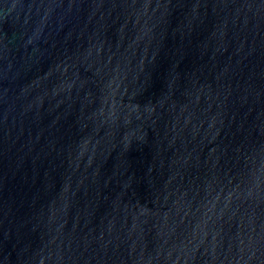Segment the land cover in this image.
Masks as SVG:
<instances>
[{
	"label": "water",
	"instance_id": "water-1",
	"mask_svg": "<svg viewBox=\"0 0 264 264\" xmlns=\"http://www.w3.org/2000/svg\"><path fill=\"white\" fill-rule=\"evenodd\" d=\"M0 264H264V0H0Z\"/></svg>",
	"mask_w": 264,
	"mask_h": 264
}]
</instances>
